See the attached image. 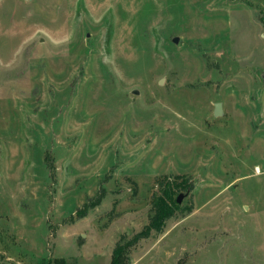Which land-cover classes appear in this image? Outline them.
<instances>
[{
	"label": "rangeland",
	"instance_id": "374dc122",
	"mask_svg": "<svg viewBox=\"0 0 264 264\" xmlns=\"http://www.w3.org/2000/svg\"><path fill=\"white\" fill-rule=\"evenodd\" d=\"M116 250L264 264V0H0V264Z\"/></svg>",
	"mask_w": 264,
	"mask_h": 264
},
{
	"label": "trees",
	"instance_id": "16d2710c",
	"mask_svg": "<svg viewBox=\"0 0 264 264\" xmlns=\"http://www.w3.org/2000/svg\"><path fill=\"white\" fill-rule=\"evenodd\" d=\"M177 202V201H176ZM174 203L173 200V194L171 191H166L165 194H163V197L160 198H155L153 202L154 206V211H155V216L151 218V224L145 229L144 232L137 234L136 237L128 244V248H132L136 246V244L147 237L149 233L152 231L154 228V221L158 220L161 221V216L162 215H167V211H170L171 205ZM113 258L112 262L110 264H122L120 263L121 258L124 256L122 251H114L113 253ZM40 264H66L64 260L58 259V260H52V259H47L45 261H42Z\"/></svg>",
	"mask_w": 264,
	"mask_h": 264
},
{
	"label": "water",
	"instance_id": "95a60500",
	"mask_svg": "<svg viewBox=\"0 0 264 264\" xmlns=\"http://www.w3.org/2000/svg\"><path fill=\"white\" fill-rule=\"evenodd\" d=\"M174 43H176V44L178 43V39L177 38L174 40ZM214 109H215V116L216 117L222 116L224 114V110L222 109V105L220 103H217L215 105ZM182 199H183V195L179 196V198L177 199V204H181Z\"/></svg>",
	"mask_w": 264,
	"mask_h": 264
}]
</instances>
